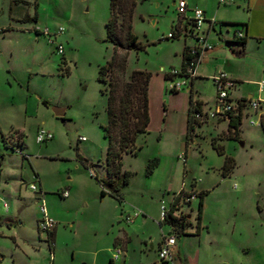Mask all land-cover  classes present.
<instances>
[{"label": "rangeland", "instance_id": "rangeland-1", "mask_svg": "<svg viewBox=\"0 0 264 264\" xmlns=\"http://www.w3.org/2000/svg\"><path fill=\"white\" fill-rule=\"evenodd\" d=\"M109 1L0 0V127L4 132L0 134V149L5 152L0 157H4L1 159L9 168V185L14 190L19 185L29 190L34 170L48 191L46 198L52 199L49 202L52 207L82 213L78 244L73 229L65 226L67 230L59 233L55 264H82L80 257L93 258L94 249L105 247L119 227L131 225L126 224V214L122 218L121 210L130 211L127 214L131 216L139 210L147 219H157L159 206L180 184L184 167L186 181L193 177L200 179L198 187L209 190L203 216L209 234L206 228L203 232L218 240L224 249L225 243H231L228 253L233 255L234 264H264V124H261L264 88L260 90L258 85L264 81V0H234L218 6L217 0H186L189 9L194 8L192 2L196 1L198 8L205 5L209 15L217 19H235L248 25L245 47L236 52L227 48V59L212 61L209 73L222 71L239 78L240 83L230 89L234 102L240 94L247 104L238 138L230 137L233 129L224 117H219L195 125L188 140L187 111L190 97L197 96L196 89L193 94L188 90V78L164 77L171 68H179L178 54L184 43L182 35L167 38L175 30L172 24L179 16L178 0H136L132 33L144 49L119 48L118 56L128 53L126 70L124 74L115 70V74L121 81L133 70L150 73L149 123L146 132L136 139V154L122 155V170L129 171L130 177L122 188L121 202L107 194L100 197L103 188L91 176L95 173L98 179L103 178L107 147L102 128L107 124L106 95L101 92L103 84L98 80V69L114 53L106 33V22L111 15ZM185 16L192 17V11H187ZM187 25L192 27L191 23ZM233 27L230 26V31ZM124 34L120 31L123 42ZM58 45L63 48L61 53L57 51ZM108 78L106 74L105 79ZM171 79H184L185 84L171 91ZM196 81L202 99L207 102L203 105L205 112L215 98L216 89L208 75ZM249 99L259 100L257 111L248 105ZM52 107L62 108L63 115L56 116ZM38 127L52 133V139L37 143ZM82 136L84 140L80 139ZM22 154L28 155L30 162ZM225 156L234 159L235 167L229 176L223 177L221 166ZM21 161L24 170L19 165ZM85 161L92 166L85 168ZM65 184L74 185L72 193L76 196L72 202L57 194ZM5 200L10 207V201ZM14 202L16 219L11 222V228L20 239L22 234L27 244H32L31 251L36 254L34 263L41 264L50 252L47 233L38 227L39 202L28 198L21 207ZM44 202L47 208L45 199ZM182 208L187 210L185 205ZM6 212L1 200L0 215ZM192 212L188 231L197 227V203L193 204ZM92 220L98 222L96 228L90 225ZM233 224L236 228L232 233ZM144 229L153 233L155 225L148 220ZM238 246L245 247V252ZM0 247L7 255L11 237H0ZM222 251L215 242L204 246L198 258L203 264H217ZM118 256L114 264H120ZM8 258H0V264H11ZM97 259L99 264H109L105 252L99 253Z\"/></svg>", "mask_w": 264, "mask_h": 264}, {"label": "crops", "instance_id": "crops-1", "mask_svg": "<svg viewBox=\"0 0 264 264\" xmlns=\"http://www.w3.org/2000/svg\"><path fill=\"white\" fill-rule=\"evenodd\" d=\"M187 2V1H186ZM191 3V2H190ZM174 4V2H173ZM192 4L194 7H198V3L196 1H193ZM187 5L189 7V3L187 2ZM219 4L217 3V6ZM200 8V7H199ZM204 13L205 17L207 20L210 18H214L216 20V23L210 24L209 21H205L203 23V26L201 27V32L204 34L206 37L207 41L211 42L212 48L203 52H200V55L198 57V62L195 64L193 71L189 76H181L189 79V87L188 90L191 91L193 94V90L197 92L196 98L191 99L193 101H197L200 104V109L203 110V105H205L204 99H202L199 86H196V80L201 79L203 76H209L211 78V75L214 74H209L211 71V68H213V65L211 64L212 61H218L219 59H227V48L231 49L232 52H236V50L240 49L241 45L236 42V38L234 37V32L233 30L230 31V25L229 23H245V22H240L239 20L235 19H229V18H222V19H217L216 16H211L209 15L210 10L207 9V7L204 5L201 8ZM220 21V22H219ZM186 21H183L178 17L177 21L172 24L175 28L174 32V37H179L183 36L184 38V43L182 45V48L178 54L179 56V68H171V69H180V65L182 62V51L184 47L191 48L195 45V38L194 36L191 35L189 32V26L184 23ZM225 23V24H222ZM246 26L244 27V35H246V41H247V34H248V25L245 23ZM231 32V33H230ZM189 38H191L189 41ZM215 38H217V42H215ZM245 41V44H246ZM209 42V43H210ZM245 44L243 47H245ZM229 64V61L226 62ZM207 66L209 68H207ZM170 69V70H171ZM169 70V71H170ZM169 71L165 72L167 74ZM179 76V75H177ZM234 81H235V87L237 86V83H240L234 74V76H230ZM174 80V79H173ZM184 80V79H183ZM179 81V80H178ZM185 81V80H184ZM216 94V93H215ZM230 97L234 99L231 95ZM240 99H244L243 96L240 94L237 97V100L235 101V104L237 105ZM214 99L212 100V104H208V108L213 105ZM241 105L240 111L241 114L244 109V104L240 102ZM207 105V104H206ZM236 112V111H235ZM234 112V113H235ZM219 117H217V120ZM228 117H224V121L227 123ZM262 120V119H261ZM0 134L4 135V132L2 128L0 127ZM4 151L0 149V156H4ZM24 159H28L26 157V154H22ZM4 157H0V201L2 200L7 204L5 207V210L7 211L5 215H0V237L3 236H10L11 237V248L8 251V254L6 255L3 252V249L0 247V258L4 259L7 256H9L11 264H36V254L35 251H31L32 249V244L29 245L27 244V239L21 234V239L16 235V232L14 229L11 228V222L15 221L16 216L13 214L14 213V206H13V200L15 201L16 205L18 207H21L24 202H26V199L29 198L31 200L32 198L35 199L37 202H39V193L37 191H33L29 188V190H23L22 187L19 185L17 189H13L10 187V183L8 181V177L10 176L9 168H7L6 163L4 162V159H1ZM23 159V160H24ZM20 160V159H19ZM30 162V161H29ZM31 164V163H30ZM21 169H25L23 167V162L21 161L19 163ZM103 170H104V175L105 176V168L103 165ZM230 175V174H229ZM228 175V176H229ZM20 178L23 177L22 172L19 173ZM31 183L32 181L35 182L38 186V189L43 191V198L45 199L47 203V212L48 214L55 220V226L52 229V239L50 240L47 234V247L50 252L48 257L44 258L43 262L41 264H55V259H56V254H57V244H59V233L67 230L65 226L71 227L73 229V234H74V240L77 243V231L79 232V229L83 227L81 225L82 221L79 219L81 217V211L79 210H65L64 212L60 209H55L52 207L49 202L52 201L50 198H46L45 194L48 192L47 189L45 188L44 183H42L41 179L39 178V174L33 170V173L31 174ZM187 176V170L183 169L182 172V177H181V182L178 184L177 189L171 192L170 197L167 201L164 203L169 205L172 201L174 196L180 192V191H186V192H191V191H196L198 194L204 192L206 193L203 198H202V210H201V217L199 222L196 220L197 227L194 231H188L186 228L188 225H191V222L187 221L186 226L183 229V233H179L176 238L175 245L173 247V258L175 261V264H203L198 258L199 253L205 246H212V244L217 242V245L219 248L223 249L222 251V256L219 257V260H217V264H234L235 260L233 259V255L228 251L231 248V243H225L224 246L226 249L222 248L221 245H219V241L216 240L214 237H211L207 235L209 232V225L204 221V211H205V197L209 190H207L204 187H198V182L199 180H196L194 177L190 181H186ZM172 185L170 184L169 187ZM72 188H74L73 184H65L64 189L61 191L57 190V194L59 197L63 199H68L67 202H72L75 199L76 194L72 193ZM65 189L69 190V195L67 197H63L61 195V192ZM46 191V192H45ZM108 195V194H107ZM105 196V195H104ZM111 198H114L110 195H108ZM103 197V196H100ZM5 199H8L10 201V207L8 203L6 202ZM122 201H123V196H122ZM197 203V209H198V203L199 199L197 201H192L189 204H184L185 208L187 209L184 211L182 206L180 207L179 210H175L172 208V216L173 217H178V213L181 211L189 212L192 214V208L193 204ZM204 204V206H203ZM85 206L86 204L83 203ZM40 210V209H39ZM121 210V209H120ZM139 211V210H138ZM127 213H130L128 211ZM124 210L120 211V214L122 215V218L124 217L123 214L125 215H130L127 214ZM84 214V213H83ZM125 215V216H126ZM190 215V214H189ZM131 216V215H130ZM125 219V217H124ZM123 219V221H125ZM114 220V219H113ZM150 221L155 225V231L153 233L148 232L145 230V226L147 225V221ZM127 225L131 224L130 226L127 227H119L116 230L115 235L112 237V240L107 243V245L103 248H97L94 249L93 253L94 256L89 260V258L85 257H80L79 261H82V264H99L97 256L101 252H105L107 254V259H109V264H114V260H118L119 256L116 258H113L112 254L115 247H119L121 249L120 252V264H157L158 263V249L160 242L162 240L163 234H167L170 231V227L164 223L161 222L160 220V206H159V212H158V217L157 219H147V216L140 211L137 215L133 216V219L131 222L125 221ZM96 223H98L96 221ZM94 220L90 222L91 226H94L95 228L98 226ZM89 225V224H88ZM78 228V230H77ZM203 228H206L207 233L203 232ZM236 224L232 225L231 231L232 233L235 231ZM70 232V231H69ZM96 233V231H95ZM93 235H96V234ZM209 234V233H208ZM192 241H189V240ZM110 243H112V247L110 248ZM24 244V245H23ZM80 244V243H79ZM227 244V245H226ZM75 245V244H74ZM239 245V244H237ZM235 245V248L237 247ZM238 249L240 251L245 252V247L243 246H238ZM3 252V253H2ZM10 252V253H9ZM32 252V253H30ZM108 252L111 254L108 256ZM74 257V256H73ZM72 257V258H73ZM8 258V259H9ZM51 258V262H49ZM74 260V259H73ZM262 264V262H260Z\"/></svg>", "mask_w": 264, "mask_h": 264}, {"label": "trees", "instance_id": "trees-1", "mask_svg": "<svg viewBox=\"0 0 264 264\" xmlns=\"http://www.w3.org/2000/svg\"><path fill=\"white\" fill-rule=\"evenodd\" d=\"M110 18L106 22L107 40L114 46V53L109 61L100 65L98 69V80L103 84L101 92L106 95V113L107 124L103 125L104 136L107 138V147L104 158L105 176L100 180L95 173L91 176L102 186L100 196L106 194L114 197L119 202L122 201V188L128 183L130 172L122 170V155L130 153L135 155L136 139L140 134L147 130L149 123L148 112V84L150 73L144 70H133L127 76V79L121 80L115 74V70L122 74L126 70L127 52L122 56H118L117 50L121 49H135L136 51L143 50L144 45L137 40V37L132 33V17L136 0H110ZM189 21H187V24ZM225 24V23H222ZM233 27V32L236 29L242 28L244 31L245 23H229ZM120 31H124V42L121 41ZM172 37L174 38V32ZM192 32V29H189ZM193 36V34L191 33ZM235 37V36H234ZM168 38V37H167ZM236 38V37H235ZM246 35L241 39H236V42L244 46ZM198 55L192 56L190 48L184 47L182 51V62L178 70L179 76H189L188 67L194 68L198 62ZM108 74L109 78L106 80L105 75ZM169 73L164 77L169 79ZM176 92V91H174ZM238 106L234 114L228 115L227 124L232 128L231 138H238V129L241 123L240 102H245V99L238 101ZM200 109V104L193 101L190 97L189 106L187 111V133L186 139L188 140L194 130L195 125L201 124L202 121L194 120L192 114L194 111ZM261 124L264 121L261 120ZM219 154H223L220 147H216ZM155 160V159H154ZM156 164V161H154ZM85 168H89L92 164L87 161L83 163ZM235 167V161L231 156H225L221 166V175L228 176ZM150 169L148 170V172ZM151 172V171H150ZM106 188V191H105ZM206 193L199 194V203L196 214V220L199 222L202 210V198ZM187 221L169 216L168 223L174 228H178L179 233H183ZM48 237L52 239V232L48 233Z\"/></svg>", "mask_w": 264, "mask_h": 264}, {"label": "built area", "instance_id": "built-area-1", "mask_svg": "<svg viewBox=\"0 0 264 264\" xmlns=\"http://www.w3.org/2000/svg\"><path fill=\"white\" fill-rule=\"evenodd\" d=\"M234 0H217V3L220 4H227V3H233ZM176 9L178 12V17L180 19H184L185 21H189L191 23L192 27L189 26V29H192V34L195 38V45L190 48V54L192 56L194 55H200V52L209 50L212 48V44L209 43L204 36V34L201 32V27L203 26V23L205 21H209L210 24L216 23V20L214 18H210L209 20L206 19L205 13L201 8L194 7L193 9H189L186 0H178L176 3ZM192 11L193 16L192 17H186V12ZM234 36L236 39H241L244 36V32L242 28H238L234 32ZM168 38L172 37V32H169L167 34ZM57 51L61 53L63 51V48L61 45L57 46ZM193 69L191 67H188V73L191 74ZM169 75L171 76H177L178 70L171 69L169 72ZM211 79L214 83L216 94L214 98L213 105L208 108L207 111H202L201 109L196 110L193 112L192 117L194 120L197 121H203L204 119L208 118H217V117H225L229 114H234L236 111V108L238 104L236 105L233 99L230 97V89L235 87V81L228 76L225 72H218L217 74H214L211 76ZM185 84V81H175L171 79V82L169 84V90L172 91L173 88L176 90H179L183 85ZM259 89L261 90L264 88V81L258 82ZM245 105L246 102H242ZM248 105L251 106L255 111L258 110L260 106L259 100H248ZM53 135L49 131L45 130L42 127H38L35 135V140L37 143H43L47 140L52 139ZM81 140H84L85 137H81ZM26 157H29L28 155ZM184 159V158H182ZM29 188L33 191H37L40 195L39 197V209L41 213V217L39 219V229L40 231H45L47 234L52 231V229L55 226V220L48 214L47 208L45 206L44 198H43V191L38 189V186L35 182H32L29 184ZM61 195L63 197H67L69 195V190L65 189L61 192ZM199 199V194L196 191L186 192V191H180L178 192L174 198L173 201L167 205L164 202L160 205V220L162 223L168 225L170 227V231L167 234H163L162 240L159 245L158 249V263L157 264H175L174 258H173V247L176 242L177 235L179 234L178 228H174L168 223L169 216H172L171 210L172 208L175 210H179L181 206L184 204H189L192 201H197ZM3 205L6 207L7 204L3 202ZM140 211H135L134 215H137ZM190 214V215H189ZM183 212L181 211L178 213V217H174L177 219H181L182 221H188V219L191 218L192 214L189 212ZM133 215V216H134ZM133 216L126 215L125 220L127 222H131L133 219ZM173 217V216H172ZM121 252V249L119 247H115L113 249V258H116Z\"/></svg>", "mask_w": 264, "mask_h": 264}, {"label": "water", "instance_id": "water-1", "mask_svg": "<svg viewBox=\"0 0 264 264\" xmlns=\"http://www.w3.org/2000/svg\"><path fill=\"white\" fill-rule=\"evenodd\" d=\"M52 110H53V113H54L56 116H58V117L62 116L63 113H64V110H63L62 108L52 107Z\"/></svg>", "mask_w": 264, "mask_h": 264}, {"label": "flooded vegetation", "instance_id": "flooded-vegetation-1", "mask_svg": "<svg viewBox=\"0 0 264 264\" xmlns=\"http://www.w3.org/2000/svg\"><path fill=\"white\" fill-rule=\"evenodd\" d=\"M189 220V219H188Z\"/></svg>", "mask_w": 264, "mask_h": 264}]
</instances>
